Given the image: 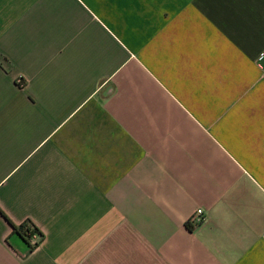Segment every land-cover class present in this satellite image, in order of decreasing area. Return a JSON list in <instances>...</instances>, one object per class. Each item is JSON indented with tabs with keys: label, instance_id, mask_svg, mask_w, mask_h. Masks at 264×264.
<instances>
[{
	"label": "crops",
	"instance_id": "0c3cea01",
	"mask_svg": "<svg viewBox=\"0 0 264 264\" xmlns=\"http://www.w3.org/2000/svg\"><path fill=\"white\" fill-rule=\"evenodd\" d=\"M0 264H264V0H0Z\"/></svg>",
	"mask_w": 264,
	"mask_h": 264
},
{
	"label": "trees",
	"instance_id": "16d2710c",
	"mask_svg": "<svg viewBox=\"0 0 264 264\" xmlns=\"http://www.w3.org/2000/svg\"><path fill=\"white\" fill-rule=\"evenodd\" d=\"M5 219L9 222L12 233L18 235L21 239H23L24 242H26V244L29 245V241L31 240V238L33 236L38 237L40 240L43 239L42 233L38 230V228L35 226V224L32 223L31 221H26V222H23L21 224L14 225L6 217H5ZM35 246H37V243L34 245H30V249L33 250V248Z\"/></svg>",
	"mask_w": 264,
	"mask_h": 264
},
{
	"label": "built area",
	"instance_id": "2783aa9c",
	"mask_svg": "<svg viewBox=\"0 0 264 264\" xmlns=\"http://www.w3.org/2000/svg\"><path fill=\"white\" fill-rule=\"evenodd\" d=\"M204 220V212L201 209L195 210L194 214H192L188 220V224L191 226H199ZM34 238H37L34 236Z\"/></svg>",
	"mask_w": 264,
	"mask_h": 264
}]
</instances>
